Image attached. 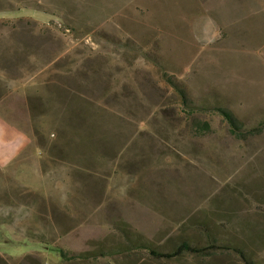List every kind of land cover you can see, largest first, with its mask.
Instances as JSON below:
<instances>
[{
	"label": "rangeland",
	"instance_id": "374dc122",
	"mask_svg": "<svg viewBox=\"0 0 264 264\" xmlns=\"http://www.w3.org/2000/svg\"><path fill=\"white\" fill-rule=\"evenodd\" d=\"M0 103V264H264V0H0Z\"/></svg>",
	"mask_w": 264,
	"mask_h": 264
},
{
	"label": "trees",
	"instance_id": "16d2710c",
	"mask_svg": "<svg viewBox=\"0 0 264 264\" xmlns=\"http://www.w3.org/2000/svg\"><path fill=\"white\" fill-rule=\"evenodd\" d=\"M182 94V100L183 104L187 105V99L186 95ZM221 113L225 116V118L229 121L230 125L237 131L239 128H241L238 124V122L234 119L233 115L230 114L227 111L219 110ZM195 127L200 132H207L210 130V125L207 122H199L195 123ZM141 249H145L148 251L150 255H152L156 259H175L181 256L185 255H196V256H207L211 252H217L218 250H227V251H233L243 262L244 264H255L253 263L248 255L239 247L236 246H228V245H221L219 246L217 244V241L215 238H211L207 244H201V243H190L188 241H183L180 244L176 246V248L170 252H163L155 249L152 244L147 242H141L140 244ZM86 254H73L69 255L66 252L61 251L62 258H69L71 260H77L85 257Z\"/></svg>",
	"mask_w": 264,
	"mask_h": 264
},
{
	"label": "crops",
	"instance_id": "0c3cea01",
	"mask_svg": "<svg viewBox=\"0 0 264 264\" xmlns=\"http://www.w3.org/2000/svg\"><path fill=\"white\" fill-rule=\"evenodd\" d=\"M31 145L30 134L2 112L0 103V171L9 169L23 154V149Z\"/></svg>",
	"mask_w": 264,
	"mask_h": 264
}]
</instances>
